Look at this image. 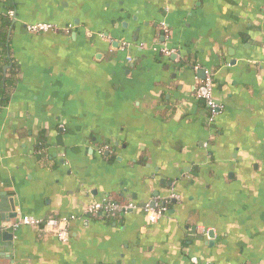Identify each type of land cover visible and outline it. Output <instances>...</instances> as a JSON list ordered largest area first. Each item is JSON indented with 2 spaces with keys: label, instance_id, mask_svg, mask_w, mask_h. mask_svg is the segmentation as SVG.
Here are the masks:
<instances>
[{
  "label": "crops",
  "instance_id": "crops-1",
  "mask_svg": "<svg viewBox=\"0 0 264 264\" xmlns=\"http://www.w3.org/2000/svg\"><path fill=\"white\" fill-rule=\"evenodd\" d=\"M0 15V264H264V0H0ZM103 200L136 209L87 212ZM23 216L66 220L69 240L13 230Z\"/></svg>",
  "mask_w": 264,
  "mask_h": 264
},
{
  "label": "built area",
  "instance_id": "built-area-1",
  "mask_svg": "<svg viewBox=\"0 0 264 264\" xmlns=\"http://www.w3.org/2000/svg\"><path fill=\"white\" fill-rule=\"evenodd\" d=\"M51 29L50 25L38 24L30 26L31 32H47ZM206 94L203 96L206 104L211 110L218 109V104L212 96V77H208L205 83ZM136 209L133 203L119 204L111 200L94 201L88 208L89 214L103 213L107 216H120L127 214L130 211ZM146 211L149 216V221L153 224L157 223L158 220L164 215V211L161 209L152 208L151 205L146 206ZM21 226H31L42 230H52L54 235L63 242L69 240V224L66 220L49 218L46 220L37 219L30 216L20 217L16 222L11 224L13 230H17Z\"/></svg>",
  "mask_w": 264,
  "mask_h": 264
},
{
  "label": "trees",
  "instance_id": "trees-1",
  "mask_svg": "<svg viewBox=\"0 0 264 264\" xmlns=\"http://www.w3.org/2000/svg\"><path fill=\"white\" fill-rule=\"evenodd\" d=\"M11 23L12 21L10 16L0 15V98L5 96L4 92L6 84L12 83L9 82L10 80L8 78H6V71L8 69L5 68L6 66L10 68V66L14 63V58L8 41V33L11 27ZM5 101L6 100H4L3 102Z\"/></svg>",
  "mask_w": 264,
  "mask_h": 264
},
{
  "label": "water",
  "instance_id": "water-1",
  "mask_svg": "<svg viewBox=\"0 0 264 264\" xmlns=\"http://www.w3.org/2000/svg\"><path fill=\"white\" fill-rule=\"evenodd\" d=\"M151 207L154 208V207H155V204H151ZM5 225H6V224H4V226L2 225L1 230H2V229H5ZM3 235H4L5 237L9 238V240H11V238H12L11 235H10L8 232H7V233H4Z\"/></svg>",
  "mask_w": 264,
  "mask_h": 264
}]
</instances>
